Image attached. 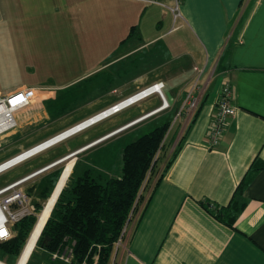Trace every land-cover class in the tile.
<instances>
[{"label":"crops","instance_id":"0c3cea01","mask_svg":"<svg viewBox=\"0 0 264 264\" xmlns=\"http://www.w3.org/2000/svg\"><path fill=\"white\" fill-rule=\"evenodd\" d=\"M57 1L68 4L82 2ZM104 1L113 5L124 4L127 7L126 14L132 12L133 15H137L138 9L141 8L139 4L149 6L143 8L141 19L150 18L160 29L165 25L168 27L165 33L140 45L141 48L150 47L155 39L181 29H185L192 38V45L186 54L188 62L183 60L180 65H168L163 70L170 74V80L159 78L160 72L155 71L135 76L134 87L128 88L126 92L115 89L111 91L113 98L117 99L113 103L157 81L164 82V89L167 84L176 82L183 85L180 94L174 96L171 92L165 97L169 102L168 108L178 110L182 106L184 96L197 79L194 67L203 69L197 83L200 88H194V93L201 95L198 113L185 132L181 133V129L178 131L177 137L180 136L175 143L177 146L180 142L178 151L154 188L138 222L136 223V217L129 224L130 232L114 254L116 264H264V167L254 173L246 185L243 193L246 203L232 227L217 220L201 203L209 202L213 205L212 208L227 205L253 160L257 157L258 161L264 164V0H180V17L176 20L178 28L171 32L170 17L162 16L156 7L150 6H162L159 2L171 6L174 0ZM169 11L172 14L170 9ZM114 12L124 14L117 7ZM132 27L139 30L138 25L133 24L129 27L128 35H134ZM168 54V50H165L163 57L166 59L171 56ZM225 78H228L233 90L231 102L237 107V112L228 120L219 143L211 148L208 146L207 135ZM210 84L213 86L210 92H207ZM24 86L32 85L22 83L5 93ZM40 95L42 94L38 92L37 96ZM154 96V101L143 100L134 104L137 105L136 109L123 121L108 125L106 130L91 139L79 141L81 139L77 136L81 132H78L20 163L21 167L16 168L20 165L18 164L0 173V188L49 166L63 156L155 109L160 100ZM43 97H36L38 102L17 111L16 127L0 136V163L55 135L57 137L58 133L71 128L78 121V124H81L113 104L98 107L97 112L85 120L82 119L86 117L81 118L84 114L79 113L77 117H63L56 125L49 126L50 121L60 116L51 115L46 110L43 101L48 100L42 99ZM146 103H156L157 106L148 108ZM168 108L109 135L91 145V148L80 150L76 155L80 156L92 148L108 143L140 122H153ZM24 111L27 113L20 115ZM152 117L154 119H151ZM38 125L41 129L37 133H29V129ZM75 159L77 160V156ZM60 163L51 165L25 184L37 182L31 186L32 190L36 191L39 182ZM9 171L10 173L6 174ZM21 256L15 264H19ZM34 261V264H65L43 251Z\"/></svg>","mask_w":264,"mask_h":264},{"label":"rangeland","instance_id":"374dc122","mask_svg":"<svg viewBox=\"0 0 264 264\" xmlns=\"http://www.w3.org/2000/svg\"><path fill=\"white\" fill-rule=\"evenodd\" d=\"M139 6L141 8L138 9L137 15H133L132 12L126 14V5H113L104 0H82V2L69 4L57 0H0V93L7 94L5 91L22 83L41 86L42 89L39 92L42 95L36 97L41 99L45 96L42 99L48 100V102L43 101L46 104V110L51 115L60 116L58 119L55 118L50 121L49 126H54L59 119L77 117L79 113L84 114L81 118L86 117L82 120L89 118L91 114L97 112L98 107H106L117 101L113 98L114 95L111 92L113 89L126 92L128 88L134 87V77L144 75L145 72H160L159 78L170 80V74L163 70L168 65L174 67L180 65L183 60L188 62L186 54L189 46L192 45V38L185 29H181L173 34H165L155 39L150 47H139L147 40L165 33L168 28L165 25L160 29L148 17L144 20L141 19L144 14L143 8L149 6L143 4H139ZM162 6L150 7H156L162 16L168 15L172 26L173 15L167 6ZM115 7L123 11L124 14L115 13ZM14 16L18 17L13 19ZM133 24L138 25L139 30H132L134 35L128 37L129 27ZM126 37H128L127 40L121 42ZM165 50H168L171 55L168 54L169 57L166 59L163 57ZM197 85L200 86V84ZM210 85L207 92H210L213 86V84ZM182 86L176 82L169 83L164 89V93L166 96H169L171 92L174 96L179 95ZM36 97L32 101L33 104L39 101L36 100ZM154 99L155 96L152 95L146 98V101L144 99V102L154 101ZM155 104L146 103L145 105L149 108L157 106ZM160 105L161 100L158 107ZM136 107L137 105L130 106L95 124V126L84 130L83 128L79 129L81 134L77 138H80L79 141L81 142L91 139V137L106 130L108 125L123 121ZM27 111L20 115L27 113ZM178 112L179 109L168 108L157 118L152 117L153 122L148 124L147 121L143 122L144 124L140 122L133 126L134 128H128L130 130L112 138L108 143L81 155L74 176L80 175L78 172H81L87 164H94L97 169L107 175L119 174L121 149L125 142L134 140L143 134V131L146 132L148 126L166 119L171 122L166 135L169 156L180 136L177 137L178 131L181 129V133L184 132L194 114L187 103L184 104L180 114ZM23 119L24 117L21 118V120ZM143 126L146 128L138 130ZM24 127L27 126L24 125ZM73 128L66 130L70 131ZM39 129L41 126L38 125V127H32L28 131L29 133H37ZM55 136L49 138L48 141L45 140L46 143L54 140ZM108 144L109 146H107ZM94 151L96 152L93 153ZM75 156L76 154L72 155L73 162L69 175L76 160ZM70 157L63 161L64 165L59 178L62 177ZM21 166L20 164L16 168ZM8 173L10 171L6 174ZM36 184L37 182H29L24 186L31 202L36 193L31 186ZM54 190L52 189L53 193ZM53 193L46 205V200L43 201L44 209L42 208V213L39 214L40 219V215L42 216L52 199ZM39 218L33 230L37 226ZM129 232L130 227H127L123 241L126 240ZM41 252L40 249L34 251L30 264L36 262L34 260H37ZM18 257L19 255H7L0 250V263L2 264H15Z\"/></svg>","mask_w":264,"mask_h":264},{"label":"trees","instance_id":"16d2710c","mask_svg":"<svg viewBox=\"0 0 264 264\" xmlns=\"http://www.w3.org/2000/svg\"><path fill=\"white\" fill-rule=\"evenodd\" d=\"M132 29L134 30L135 27ZM132 36V34L128 35V37ZM128 37L121 42L126 41ZM198 110L199 108L195 110L184 132L193 122ZM170 123L168 119L159 121L148 126L146 132L143 131V134L134 140L125 142L121 149L120 172L117 175H107L94 164H87L81 172H78L80 175L75 177L80 156L85 153L76 155L77 160L72 171L32 251L40 249L53 258L56 254L55 259L65 264H116L114 254L119 249L116 247V242L123 228L126 224L128 227L136 217V223L138 222L154 188L170 166L180 146L179 142L168 156L166 135ZM142 129L145 128L139 130ZM93 149L95 148L90 150ZM63 165L64 163H60L55 166L39 182L32 200L34 213L14 224L11 238L0 241V250L5 254L21 256L24 252L35 230L33 228L43 208V201L49 200ZM263 167L264 164L256 157L237 184L227 205L212 208L211 203L201 202L202 206L217 220L232 227L246 203L243 195L246 185L254 173ZM32 251L25 264H30L34 254ZM60 256H68V261L60 259Z\"/></svg>","mask_w":264,"mask_h":264},{"label":"built area","instance_id":"2783aa9c","mask_svg":"<svg viewBox=\"0 0 264 264\" xmlns=\"http://www.w3.org/2000/svg\"><path fill=\"white\" fill-rule=\"evenodd\" d=\"M179 3L180 0H174L173 5L168 6L164 3L159 2V4L163 6H167L172 14H173V24L169 32L174 31L178 28L177 25H175V22L178 17H180V10H179ZM194 70L197 72V79L192 85V88L187 92L185 95V98L183 100L182 106L179 109L178 114H180L181 110L184 107V104L187 103L188 106L192 109V112L197 109L199 103H200V97L201 95L197 96L194 93V88H200V86L197 85L198 79H200L201 74L203 73V69L199 67H194ZM164 87L165 84L163 81H157L153 84L148 85L147 87L139 90L138 92L134 93L133 95L118 101L116 103H113L109 107L105 108L104 110L92 115V116H101L100 119L86 125L83 127L84 129H87L121 111L124 109L152 96L156 95L161 100V105L159 107H156L155 109L149 111L148 113L138 117L140 118L138 121L142 120L143 118H146L160 110H163L165 108L169 107V102L165 97L164 94ZM40 87H33V86H24L21 88H18L14 91H11L7 94H1L0 93V136L12 129H14L17 125V121L15 119V113L19 110H22L26 107H28L32 101L37 96V93L41 90ZM202 94V93H201ZM232 98H233V90L231 88V85L229 83L228 78L224 79V82L221 86L218 98L216 100V110L214 118L210 124L209 130H208V146L213 148L216 146L227 126L228 120L235 116L237 112V107L232 104ZM196 108V109H195ZM195 109V110H194ZM137 118V119H138ZM138 121H131L124 125L123 127H120L116 129L114 132L111 133V135L115 134L118 131L123 130L124 128L131 126L132 124L137 123ZM72 127H75L72 126ZM71 127V128H72ZM70 129V128H69ZM67 129V130H69ZM65 130V131H67ZM82 131V130H81ZM80 132L79 130L72 132H69L68 134H65L63 137L58 138L55 140V142L50 143L48 145H43L47 141H43L40 144H37L29 149H26L22 152H20L17 155H14L13 157L3 161L0 163V173H3L16 165L30 159L31 157L39 154L40 152L48 149L49 147L59 143L60 141ZM71 133V134H70ZM64 134V133H61ZM48 140V139H47ZM38 145H43L42 147H38ZM1 146V144H0ZM49 166H46L44 168H41L25 177H22L20 179H17L4 187L0 188V231L4 232V235H0V241H5L13 235V226L14 224L22 219L25 216L31 215L34 213L35 209L30 201V197L28 193L26 192V189L24 188L25 183L32 178L33 176L37 175L38 173L44 171L45 169L49 168ZM126 228L127 224L123 228L122 234L118 241L116 242V247L119 248L123 245L124 236L126 234ZM124 235V236H123ZM123 236V237H122ZM57 255L54 254V258H56ZM68 256H60V259H63L64 261H68Z\"/></svg>","mask_w":264,"mask_h":264},{"label":"bare ground","instance_id":"6f19581e","mask_svg":"<svg viewBox=\"0 0 264 264\" xmlns=\"http://www.w3.org/2000/svg\"><path fill=\"white\" fill-rule=\"evenodd\" d=\"M100 118H101V116H97L96 115L95 117H93V118H91V119H89V120H87V121L75 126L70 131H67L64 134H59L54 140H52L51 142L46 143L45 145L53 143L55 140H57L60 137H63L65 134H68L69 132L73 133L74 131H77V130L81 129V128L85 127L86 125H88V124H90V123H92V122H94V121H96V120H98ZM38 147H42V145L41 146L38 145ZM72 162H73V158L71 156L69 158V163H68L67 167L65 168V171L63 172L62 177L60 178V180H59V182H58V184L56 186V189L54 190L52 199L50 200L49 204L47 205L46 209L44 210V212H43V214L41 216V219L39 220V222H38V224H37V226H36V228L34 230V233H32L30 239L28 240V243H27V245H26V247L24 249V252L22 254V257L20 259L19 264H25L26 263V261L28 259V256L30 255L33 247L35 246V243H36V241H37V239L39 237V234H40V232H41V230H42V228H43V226H44V224H45V222H46V220H47V218H48V216H49V214L51 212V209H52L55 201H56L55 200L56 196H57L59 190L61 189V187H63L64 183L66 182V180L68 178ZM46 202H47V200L45 201V204H46ZM0 264H2V263H0Z\"/></svg>","mask_w":264,"mask_h":264},{"label":"water","instance_id":"95a60500","mask_svg":"<svg viewBox=\"0 0 264 264\" xmlns=\"http://www.w3.org/2000/svg\"><path fill=\"white\" fill-rule=\"evenodd\" d=\"M142 117H143V116H142ZM139 119H140V118H138V119L136 118V119H134V121H138ZM132 121H133V120H132ZM113 132H114V131H113ZM111 133H112V132H111ZM111 133L106 134V135H104V136H102V137L96 139L95 141H92V142H90V143H88V144H86V145L80 147L79 149H77V150H75V151H73V152H71V153H69V154L63 156L62 158L58 159V160L55 161L54 163L50 164V166H51V165H54V164H57V163H60V162H63L67 157L72 156V155L78 153L80 150L85 149V148H87V147H89V146L95 144V143L98 142V141H101L102 139H104V138L108 137L109 135H111ZM59 179H60V178H58V180H57V182H56V184H55L54 187H56V185H57ZM62 188H63V187H61V189L59 190V192H58V194H57L55 200H57V198H58V196H59V194H60ZM53 189H54V188H53ZM52 193H53V191L51 192V195H52ZM55 202H56V201H55ZM19 256H20V255H19ZM17 260H18V259H17Z\"/></svg>","mask_w":264,"mask_h":264},{"label":"snow or ice","instance_id":"6c2138e0","mask_svg":"<svg viewBox=\"0 0 264 264\" xmlns=\"http://www.w3.org/2000/svg\"><path fill=\"white\" fill-rule=\"evenodd\" d=\"M4 234H5L4 232L0 231V235H4Z\"/></svg>","mask_w":264,"mask_h":264}]
</instances>
